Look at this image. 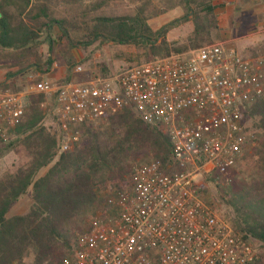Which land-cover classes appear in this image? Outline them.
Segmentation results:
<instances>
[{"label":"trees","instance_id":"trees-1","mask_svg":"<svg viewBox=\"0 0 264 264\" xmlns=\"http://www.w3.org/2000/svg\"><path fill=\"white\" fill-rule=\"evenodd\" d=\"M112 1L116 0H0V54L13 62L11 69L23 66L10 76L22 75L27 68L40 72L57 62L68 72L59 84H69L75 81L69 53L78 46H131L140 64L210 44L212 30L218 29L212 0H168L166 6H158L157 0H134L135 7L122 14L107 12ZM178 7L185 12L182 17L158 31L152 29V18ZM205 18H210V25ZM189 22L194 25L189 36L167 40L171 30ZM109 72L102 66L103 77ZM46 98L43 93L28 95L19 125L4 138L0 135V161L9 156L16 161L0 175V264H63L73 253L86 213L107 210L100 193L108 187L126 192L133 164L143 155L165 168L174 153L170 135L146 125L131 108L78 127L79 142L61 152L58 119L50 110L59 132L46 125L50 112L41 108ZM242 125L246 150L236 169L220 178L225 184L218 188L229 210L227 221L244 242L261 246L264 264V98L243 112ZM44 169L47 172L40 176ZM207 177L217 182L216 174ZM26 196L32 201L28 211L11 215Z\"/></svg>","mask_w":264,"mask_h":264},{"label":"built area","instance_id":"built-area-1","mask_svg":"<svg viewBox=\"0 0 264 264\" xmlns=\"http://www.w3.org/2000/svg\"><path fill=\"white\" fill-rule=\"evenodd\" d=\"M39 89L53 99L61 152L79 142L78 127L124 108L174 145L167 167L153 159L133 171L131 186L106 200L63 264H260L259 246L207 204L199 177L219 181L236 169L246 148L242 114L264 98V57L212 44L81 83L44 81ZM27 97L0 89L3 138L24 117Z\"/></svg>","mask_w":264,"mask_h":264},{"label":"rangeland","instance_id":"rangeland-1","mask_svg":"<svg viewBox=\"0 0 264 264\" xmlns=\"http://www.w3.org/2000/svg\"><path fill=\"white\" fill-rule=\"evenodd\" d=\"M167 1L168 0H157V5L166 6ZM86 2L88 3L94 2V0H86ZM134 7H135L134 0H116L110 3V7L107 10V12L115 13V14H122V13H126L127 11L132 10ZM184 13H185L184 10L178 7L171 11H168L164 15H161L156 18H152L149 21V24L154 31H158L166 24H169L170 22H173L174 20L182 17ZM215 15L217 18L218 29L212 30V42L210 44H214L215 42H217L216 37L218 36L220 32L219 17L217 15V12H215ZM205 23L207 25H210V18H205ZM193 29H194V25L192 22H189L185 25L177 27L168 33L167 40L168 41H180L186 38L187 36H189L192 33ZM206 45H209V44H206ZM206 45H203L202 47ZM247 48L248 47H245L244 49H247ZM42 52L44 56H47L48 49L46 46L42 47ZM187 52H184V53H187ZM137 53L138 51L134 47H131V46H115L112 44H101L100 42H95L91 46L86 47V48L78 46L71 53H69V56L72 58L73 64H74V65L71 64L73 66V67L71 66V75H72V79L75 80L73 83H77L78 81H85L89 79L90 77H94V76L103 77L101 74L102 66L107 65L108 69L110 70L108 75L110 76V74H112L113 72L120 71L129 66L137 64L140 60L137 57ZM184 53H181V54H184ZM172 55H178V54L174 53ZM245 55L248 56L246 58H249L252 60L260 58V57H264V46L255 48L253 52H246ZM12 63L13 62L11 60H7L4 55L0 54V71L5 70L6 73L8 72V74H11V73L18 72L21 70V68H23V66H21V67H16L15 69H11V66H13ZM79 65H81L83 68V72L81 73L76 72V67ZM8 66H9V69L7 68ZM45 67L43 69L41 68L42 70L40 72L31 70L29 74L33 73L34 75L36 74L43 75V72H45ZM59 67H62V66H59ZM67 74L68 72H65V77L63 79L59 81H52V83L54 82V84H57V83H61L62 81H66ZM27 78L28 77L23 78V79H17V78L13 79L12 83L10 85H7L6 90H10V91L22 90L26 92L25 90H30L31 88H33V90L35 91L33 94H40L41 92L39 91L40 90L39 87L44 81H48L42 76L41 78H38L37 80L32 81V82L29 81ZM46 99H47L46 102L41 105V108L44 109L46 113L50 112V115H48L46 118V125L59 132V127L57 125V122H55L53 118V116H55L53 99L51 98H46ZM51 106L53 107V109ZM50 110L52 111L53 116L51 115ZM244 152L242 156L244 155ZM153 159L154 158L149 155H143L138 162L133 164L132 170H135L137 167L142 166ZM14 162L16 161L14 160L13 156L3 158L0 161V175H2L4 172L9 171L12 168ZM239 164H240V161H239ZM237 171L239 172V168L237 169ZM46 172H47V169H44L40 172L39 175L42 176ZM207 176H208L207 174H204L203 176L199 177V180L202 181V182L200 181L201 188H202L201 194L204 200L207 202V204L211 206V208L214 209L219 215H221L223 218L227 220L228 218H230L229 210L227 209L225 202L222 200L220 190L218 188V186L223 187L225 183H220L219 181L217 182L207 181V178H208ZM114 194H116L114 191V188L108 187L100 193V196L106 202V200ZM31 204H32V201H31L30 196H26L12 208L10 214L15 215V214L26 213L29 207L31 206ZM100 213L101 211H99L98 213H95L94 211L87 212L83 218V221L80 224L82 231L78 234L80 235V234L85 233L87 229L96 220L97 216L100 215ZM259 250L260 251L262 250L261 246H259Z\"/></svg>","mask_w":264,"mask_h":264},{"label":"crops","instance_id":"crops-1","mask_svg":"<svg viewBox=\"0 0 264 264\" xmlns=\"http://www.w3.org/2000/svg\"><path fill=\"white\" fill-rule=\"evenodd\" d=\"M212 2L214 6H216L215 12H217L219 17L220 29V32L216 37L217 42L214 44H223L227 49L234 48L244 58L248 57L245 55L246 52H253L255 48L264 46V0H212ZM245 47L248 48L244 49ZM30 71L31 68H27L22 75L11 77L8 72L6 73L5 70H1L0 89H4V86L10 85L13 79L16 78L23 79L28 77L27 79L32 82L42 76L48 81L51 80V83L52 81H59L65 77L66 69L65 67H59L56 63L51 68L46 66L45 72L47 73L44 75L29 74ZM85 81H80L78 83ZM18 91L24 92L22 90ZM25 91L26 92L24 93L27 95L35 92L33 88ZM22 214L24 213L15 215Z\"/></svg>","mask_w":264,"mask_h":264}]
</instances>
